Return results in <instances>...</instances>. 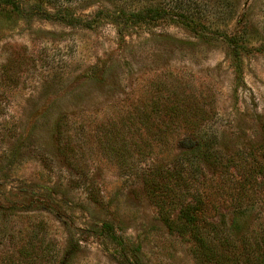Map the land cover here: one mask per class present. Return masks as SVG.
I'll use <instances>...</instances> for the list:
<instances>
[{
    "label": "rangeland",
    "instance_id": "obj_1",
    "mask_svg": "<svg viewBox=\"0 0 264 264\" xmlns=\"http://www.w3.org/2000/svg\"><path fill=\"white\" fill-rule=\"evenodd\" d=\"M62 1L0 0V264H199L142 175L207 140L225 156L264 141V0H231L230 27L241 14L251 22L236 50L181 24L124 26L114 0ZM162 80L214 119L131 172L119 164L132 158L113 157L96 135L113 122L126 141L135 129L152 140L140 112H152ZM231 206L221 201L211 218L231 236L264 227L260 202Z\"/></svg>",
    "mask_w": 264,
    "mask_h": 264
},
{
    "label": "trees",
    "instance_id": "obj_2",
    "mask_svg": "<svg viewBox=\"0 0 264 264\" xmlns=\"http://www.w3.org/2000/svg\"><path fill=\"white\" fill-rule=\"evenodd\" d=\"M2 1L15 4V0ZM109 3L116 13L113 18L124 26L156 22L181 24L221 37L234 50L243 48V41L250 34L251 22L243 14L235 19L234 27H230L238 7L231 0H114ZM59 17L69 23L76 22L64 14ZM156 84L160 89L152 112H140L141 128L152 140L135 129L126 141L121 126L113 122L96 135L103 150L113 157L122 161L126 154L132 158L127 164H119L131 172H135L155 148L168 149L177 132L183 131L187 136L198 134L214 119L211 112H201L175 85L167 87L163 80ZM161 90L165 93L161 94ZM186 140L191 144L189 137ZM205 144L183 152L165 165L144 170L143 189L167 230L190 243V253L197 263L264 264V227L251 231L243 226L237 236H231L223 221L211 220L221 201L237 209L256 202L264 205V141L235 156L223 155L208 140ZM195 157H201L212 175L200 178V174H196L200 167L195 165ZM215 175L219 178L213 182Z\"/></svg>",
    "mask_w": 264,
    "mask_h": 264
}]
</instances>
